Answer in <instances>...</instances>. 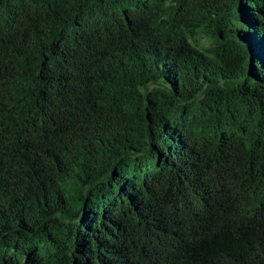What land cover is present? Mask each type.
Returning <instances> with one entry per match:
<instances>
[{"label": "trees", "instance_id": "trees-1", "mask_svg": "<svg viewBox=\"0 0 264 264\" xmlns=\"http://www.w3.org/2000/svg\"><path fill=\"white\" fill-rule=\"evenodd\" d=\"M0 264H264V0H0Z\"/></svg>", "mask_w": 264, "mask_h": 264}]
</instances>
